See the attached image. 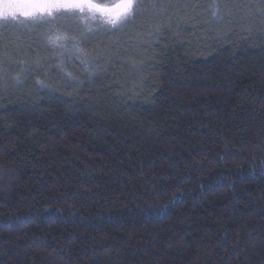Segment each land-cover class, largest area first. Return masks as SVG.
<instances>
[{"label":"trees","instance_id":"trees-1","mask_svg":"<svg viewBox=\"0 0 264 264\" xmlns=\"http://www.w3.org/2000/svg\"><path fill=\"white\" fill-rule=\"evenodd\" d=\"M140 3L0 74V264H264V0Z\"/></svg>","mask_w":264,"mask_h":264},{"label":"rangeland","instance_id":"rangeland-1","mask_svg":"<svg viewBox=\"0 0 264 264\" xmlns=\"http://www.w3.org/2000/svg\"><path fill=\"white\" fill-rule=\"evenodd\" d=\"M249 3V2H248ZM224 16L223 14L221 15ZM102 21L89 20L85 23L79 15L60 14L54 20L45 18L43 21H33L20 17L16 21L5 23L0 21V74L9 73L14 60L24 57L28 71H33L39 60L49 57L41 39L48 41L53 52L66 58H76V40H81L82 33L88 28L93 29L91 36L100 34ZM57 37L59 40L57 41ZM51 40V42H49ZM42 41V42H41ZM10 67V68H9ZM0 179L7 180L5 173Z\"/></svg>","mask_w":264,"mask_h":264},{"label":"snow or ice","instance_id":"snow-or-ice-1","mask_svg":"<svg viewBox=\"0 0 264 264\" xmlns=\"http://www.w3.org/2000/svg\"><path fill=\"white\" fill-rule=\"evenodd\" d=\"M141 7L140 0H0V21L7 23L20 17L33 21L54 20L60 14L70 13L78 14L85 23L99 19L102 21L100 30L116 32L132 22ZM214 7L219 9L220 5ZM213 15L218 16V12ZM92 31L91 28L86 30L87 33Z\"/></svg>","mask_w":264,"mask_h":264}]
</instances>
